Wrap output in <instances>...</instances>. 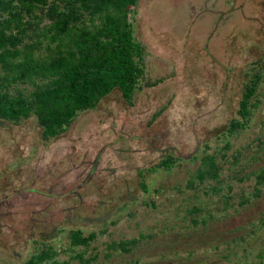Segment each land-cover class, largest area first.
Returning <instances> with one entry per match:
<instances>
[{
  "label": "rangeland",
  "instance_id": "374dc122",
  "mask_svg": "<svg viewBox=\"0 0 264 264\" xmlns=\"http://www.w3.org/2000/svg\"><path fill=\"white\" fill-rule=\"evenodd\" d=\"M134 17L150 52L149 75L166 78L138 93L134 106L117 89L49 145L41 143L35 118L20 126L0 121V264L23 262L34 238L57 237L60 226L92 230L112 220L118 223L98 247L113 239L140 242L133 254L113 255L111 264H136L134 255L140 264L175 257L179 264H228L212 246L260 224L264 188L235 210L254 178L241 182L230 163L217 195L195 194L186 182L206 145L210 152L223 146V132L238 117L245 72L264 55V0H140ZM230 141V155L242 152L238 176L264 166V99L251 127ZM167 155L181 160L172 170L148 172L147 192L139 170ZM227 183L233 198L224 218ZM195 205L214 214L207 227L193 226L188 211Z\"/></svg>",
  "mask_w": 264,
  "mask_h": 264
},
{
  "label": "trees",
  "instance_id": "16d2710c",
  "mask_svg": "<svg viewBox=\"0 0 264 264\" xmlns=\"http://www.w3.org/2000/svg\"><path fill=\"white\" fill-rule=\"evenodd\" d=\"M139 3L140 0H0V121L20 126L35 118L41 143L49 145L64 135L81 113L95 110L115 90L121 91L127 105L134 106L138 93L164 82L165 77L149 75L150 52L135 28ZM245 78L238 117L223 132L225 144L212 152L207 144L200 164L186 182V188L195 194L203 190L209 197L217 195L223 190V174L230 163L232 175L241 182L254 178L253 191L241 196L235 210L260 198L264 188V166L238 176L244 170L240 165L242 152L229 154L230 139L251 127L263 103L264 55L253 62ZM165 108L157 111L153 120ZM259 142L263 143L261 136ZM180 160L167 155L156 166L140 169L142 187L148 192V172L172 170ZM227 187L224 218L229 215L228 205L233 198L232 184L227 183ZM188 212L196 228L207 227L215 219L202 206L195 205ZM200 212L203 215L196 217ZM117 223L118 220L105 221L92 230L60 226L57 237L34 238V251L19 264H111L113 255L133 254L140 242L138 238L113 239L104 250L98 247V240ZM251 226L248 230L244 227L245 234L215 243L212 247L220 252L218 257L228 264H264V216L260 224ZM194 252H189L191 261ZM132 260L141 263L140 256L134 255ZM167 262L179 264L176 257Z\"/></svg>",
  "mask_w": 264,
  "mask_h": 264
}]
</instances>
